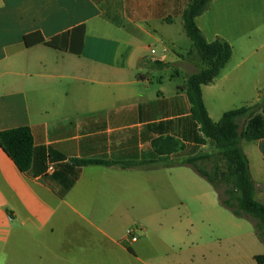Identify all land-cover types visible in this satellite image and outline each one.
<instances>
[{
	"label": "crops",
	"instance_id": "obj_1",
	"mask_svg": "<svg viewBox=\"0 0 264 264\" xmlns=\"http://www.w3.org/2000/svg\"><path fill=\"white\" fill-rule=\"evenodd\" d=\"M189 2L0 0V132L28 127L34 139L28 173L0 147V264H245L264 253L214 187L176 165L215 148L184 90L201 67L193 45L178 53ZM196 24L232 48L202 88L211 119L260 102L264 0H212ZM81 26L77 55L60 38ZM37 32L45 41L26 48ZM241 146L264 203V139ZM132 163L150 165L121 166Z\"/></svg>",
	"mask_w": 264,
	"mask_h": 264
},
{
	"label": "trees",
	"instance_id": "obj_2",
	"mask_svg": "<svg viewBox=\"0 0 264 264\" xmlns=\"http://www.w3.org/2000/svg\"><path fill=\"white\" fill-rule=\"evenodd\" d=\"M212 0H190L182 12L183 28L190 39L193 49L189 55L196 54L201 62L200 70L187 76L184 90L188 97L193 119L200 125L203 134L214 143V151L183 159L176 163L192 167L216 190L221 206L228 209L235 217L250 220L254 225L257 238L264 245V203L256 198V185L252 178L249 159L241 143L256 142L264 139V102L246 104L223 114L214 122L205 106L202 88L214 82L232 57L231 46L216 40L209 43L196 24V19L209 7ZM77 36L81 40L78 50L74 51L72 43ZM85 27L74 29L60 38L63 49L71 53H82V40ZM24 46L31 48L42 44L45 38L40 33L24 37ZM155 67L167 68L168 65L156 62ZM172 151L180 149L173 139ZM34 139L31 129L21 127L0 132V147L23 173H28L33 163ZM156 147V145H155ZM82 165H117L106 161H82ZM150 164H121L122 167L147 168ZM210 165L211 169L207 170ZM257 264H264V253L256 256Z\"/></svg>",
	"mask_w": 264,
	"mask_h": 264
},
{
	"label": "rangeland",
	"instance_id": "obj_3",
	"mask_svg": "<svg viewBox=\"0 0 264 264\" xmlns=\"http://www.w3.org/2000/svg\"><path fill=\"white\" fill-rule=\"evenodd\" d=\"M151 25H152V26H155L154 24H151ZM182 36H183V38H182V40H181V46L183 47V49H182V50H178V53H179V54H182V55H186V52H188V50L192 47V42H191L190 39L186 36V33L184 32V28H182ZM143 40H145L146 43H147L148 45L152 46V47H153L155 50H157L159 53H162V52H163V45H161L160 43H156V42H154V41H152V40H148V41H147V39H143ZM262 43H264V37L262 38ZM176 68H177V66H175V67H171V69H169V70H167V71L156 72V73H155L154 84L157 83V80H158V78H159L160 76H163L164 78H168L169 74H172V72L175 71ZM181 83H182V81H181ZM260 84H261V87H262V89H261L262 96H261V98H260V102H264V82H261ZM242 143H244V145H246V147H247V145H248L249 142H246V141L244 142V141H243ZM206 168H207V170H210V169H211V166L208 165ZM257 200H258V199H257ZM259 201H260V200H259ZM260 202H261V201H260ZM262 203H263V202H262ZM225 211H228V213L232 215V213H231L228 209L225 208ZM239 219H240V220H243V221H247V222L251 225V228H253L252 236H255V239H257V240H256L257 243H258L259 245H261V246L264 247V245L261 243V241L257 238V236H256V234H255L253 223H252L250 220L245 219V218H239ZM246 233L248 234V231H247ZM254 250H255V249H253L252 252H254ZM246 252H247L246 255H248V253L250 252V249L247 248V249H246ZM244 263H245V264H257V262L253 261V260L251 259V257H247Z\"/></svg>",
	"mask_w": 264,
	"mask_h": 264
},
{
	"label": "built area",
	"instance_id": "obj_4",
	"mask_svg": "<svg viewBox=\"0 0 264 264\" xmlns=\"http://www.w3.org/2000/svg\"><path fill=\"white\" fill-rule=\"evenodd\" d=\"M151 53H152V54H155V51L153 50V51H151ZM133 240H135V239H133Z\"/></svg>",
	"mask_w": 264,
	"mask_h": 264
}]
</instances>
